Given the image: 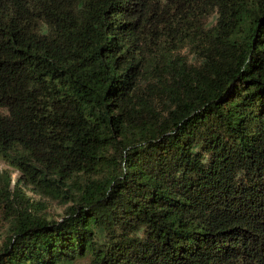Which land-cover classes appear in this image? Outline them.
I'll return each instance as SVG.
<instances>
[{
  "label": "trees",
  "instance_id": "obj_1",
  "mask_svg": "<svg viewBox=\"0 0 264 264\" xmlns=\"http://www.w3.org/2000/svg\"><path fill=\"white\" fill-rule=\"evenodd\" d=\"M0 160V264H264V0H0Z\"/></svg>",
  "mask_w": 264,
  "mask_h": 264
},
{
  "label": "rangeland",
  "instance_id": "obj_2",
  "mask_svg": "<svg viewBox=\"0 0 264 264\" xmlns=\"http://www.w3.org/2000/svg\"><path fill=\"white\" fill-rule=\"evenodd\" d=\"M0 169L8 170L9 172H11L15 180H18L21 177L20 173L10 167L9 163H7V161L5 160H0ZM21 182V187L25 191V193L29 197H31L32 200L40 203L41 207L45 209V213L48 217H50L51 219H58L63 215L64 210L67 206H63L62 204H59L58 202L47 198V196L39 193V191L35 189L34 186L30 185L25 180H21Z\"/></svg>",
  "mask_w": 264,
  "mask_h": 264
}]
</instances>
